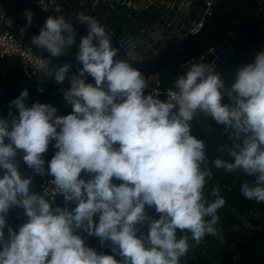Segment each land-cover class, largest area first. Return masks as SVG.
<instances>
[{
  "label": "clouds",
  "instance_id": "9594fccd",
  "mask_svg": "<svg viewBox=\"0 0 264 264\" xmlns=\"http://www.w3.org/2000/svg\"><path fill=\"white\" fill-rule=\"evenodd\" d=\"M23 15L21 34L34 13ZM72 16L87 27L78 44L73 18L65 15H49L32 37L48 54L45 76L61 84L69 79L62 92L71 113L57 115L38 101L29 106L25 89L0 117V264H180L190 244L178 231L197 243L215 234L226 203L218 185L208 193L213 201L205 195L213 172L204 139L192 134L198 113L223 125L232 141L224 146L231 160L217 157L212 166L253 177L240 192L264 203V45L252 62L236 67L234 81L222 79L212 63L185 61L176 91L161 100L140 70L116 58L119 49L97 20ZM74 45L77 74L68 76L70 63L48 67ZM50 144L56 151L46 164ZM18 157L30 171L21 170ZM34 176L52 177L47 183L63 204L54 207L45 187L33 191ZM16 207L27 217L18 231L7 221ZM80 230L112 254L88 246Z\"/></svg>",
  "mask_w": 264,
  "mask_h": 264
},
{
  "label": "water",
  "instance_id": "95a60500",
  "mask_svg": "<svg viewBox=\"0 0 264 264\" xmlns=\"http://www.w3.org/2000/svg\"><path fill=\"white\" fill-rule=\"evenodd\" d=\"M140 3L141 0H137ZM171 4L166 14L157 3L141 4L135 9L129 6L127 12L133 23H138L139 34L128 33L133 38V47L126 52L119 42L120 31L105 30L109 33L113 47L119 49L117 59L128 61L141 71L144 76L157 75L164 82L174 86L177 75L185 71L181 67L185 61L194 59L212 63L222 74L225 81H234L236 67L252 62L260 50L261 31L259 26V8L264 6L258 0H217L210 14L206 16L200 29L180 39L178 34L194 25L205 10L204 0L191 4L190 0H164ZM162 7L168 8L169 5ZM158 8V9H156ZM30 9L33 20L30 27L21 34L20 28L25 25L24 11ZM46 9V10H44ZM81 11L77 0H0V33L8 32L29 46L37 55L48 58V54L32 43V37L39 34L46 17L65 15L73 18L72 22L79 38L87 34L85 24L79 23L72 14ZM88 15L87 13H84ZM72 16V17H70ZM88 16L95 19V12ZM152 17L148 22L146 18ZM195 19V21L193 20ZM171 22V23H169ZM148 23H153L148 26ZM76 46L69 53L52 58L53 64L79 65L75 59ZM13 215V214H10Z\"/></svg>",
  "mask_w": 264,
  "mask_h": 264
},
{
  "label": "trees",
  "instance_id": "16d2710c",
  "mask_svg": "<svg viewBox=\"0 0 264 264\" xmlns=\"http://www.w3.org/2000/svg\"><path fill=\"white\" fill-rule=\"evenodd\" d=\"M150 19L152 17L146 18L145 21L148 22ZM118 28L117 26L116 30ZM88 82L94 83V80L89 77ZM69 87L70 84H66L63 91H67ZM39 88H43V92L38 91ZM25 89L29 93L26 101L29 106L34 102H40L38 100V96H40L43 103H50L58 109L57 115H67L72 111L71 106L67 104L64 98L63 92L57 94L51 84L43 86L37 81L26 79L22 74L18 60L14 58L0 59V117L8 116L9 103ZM12 110L16 112L14 107ZM206 119L203 116L194 118L192 134L197 136V138L204 139L208 166L212 168L213 172L212 179L205 186L206 198L210 202L215 199V197L208 196V193L213 186L218 185L220 187V195L226 201L224 206L218 210L219 220L213 226L215 233L220 234L219 232H221V236L225 233L226 239L224 242H220L217 234L206 235L202 239L203 244L193 247L194 264H264V203L247 200L240 192L241 185L244 182L252 185L254 178L245 174L243 170L226 172L222 168L216 169L212 166V161L217 157L231 160V157L228 156V148L224 146L227 145L230 148L232 141L228 139L223 125H218L215 121ZM55 151L56 149L50 144L48 152L43 157L46 164L51 160ZM22 164L25 165L24 163ZM35 178L37 182H41L52 177L35 176ZM84 178L87 179L88 177L84 176ZM114 182L119 183V181ZM62 204L63 197L59 196L56 205ZM68 207L71 208L72 205L69 204ZM146 211L153 218H158V214L154 209L146 208ZM250 212H258L262 216L249 220L256 227L255 229L246 228L240 219V217ZM26 220L27 217L24 215L14 220L7 218L8 224L16 231ZM235 227L237 230L234 229ZM142 231L147 232V227L145 226ZM5 233L7 235V229H5ZM177 234L178 236L181 235L179 231ZM107 248L111 251L108 245ZM230 250H234V252H230ZM234 257L236 258L235 260Z\"/></svg>",
  "mask_w": 264,
  "mask_h": 264
},
{
  "label": "built area",
  "instance_id": "2783aa9c",
  "mask_svg": "<svg viewBox=\"0 0 264 264\" xmlns=\"http://www.w3.org/2000/svg\"><path fill=\"white\" fill-rule=\"evenodd\" d=\"M79 6L82 7L81 11L77 12H83L87 13L88 15L91 12H95V20L97 18V10L100 4L102 3L101 0H89L88 3H84L83 0H77ZM197 0H190L191 4L194 3ZM217 0H204L205 2V10L203 11V15L200 17V19L195 22V24L187 26L183 32L179 33L178 36L180 39L184 38L188 34H192L194 31L198 30L201 28L203 21L206 19V16H208L214 7V4ZM147 2V4L150 6L153 3L151 0H141L140 5L142 3ZM163 5H170L168 2L162 1ZM260 3L264 2H259ZM135 9H138L137 7H134ZM259 26H260V31H261V45H264V6L259 8ZM120 44L122 45L123 49L128 52L132 47H133V38L130 37L129 35H125L119 39ZM5 58H14L18 60L21 66L22 74L23 76L31 81H37L43 86H47L48 84L52 85V88L55 90L57 94L62 93V89L65 87L66 84L69 83V79H66L62 84L57 83L53 77L51 76H45V72L47 69L45 68V59L37 55L29 46L22 44L20 39L16 38L14 34L4 32L0 33V59H5ZM48 67H56L58 68L55 64H50ZM77 74L75 70L70 68L68 76L71 77L72 75ZM146 80L149 83V88L148 90L151 91L152 89H159L160 92L162 93L160 95L161 100H166L169 99L170 96L168 95L169 91H176L174 87L172 86H167L161 83V81L157 80V76L152 79L146 77ZM159 79V78H158ZM206 117V120H212L211 117L205 116L203 113H198L196 117ZM213 121V120H212ZM18 160H20V168L22 171H30L28 170L25 165H23L22 159L18 157ZM33 188L32 190L38 193L43 192V188H47L49 190V197L51 199H54L55 202H57V198L59 195L55 192V190L52 188L50 184H48V180L52 179H45L42 180L41 182H37L35 176L33 177ZM254 183V180L252 181V184ZM56 206V203L54 207ZM13 214V215H10ZM23 216V209L16 207L14 208L9 214L8 217L9 220H14L16 218H21ZM236 228V227H235ZM234 228V229H235ZM80 234L82 238L85 240V243L89 246V241L92 244V248L96 249L98 253H105V254H112L111 251L108 250L107 244L104 246L101 245L100 240L95 237V236H89L86 232H83L80 230ZM181 235H188L189 236V244H190V249L189 252L186 256L181 258L180 264H194V256H193V247L198 246L203 244V240H201L199 243L193 241L191 239L190 233H181ZM118 257V256H117Z\"/></svg>",
  "mask_w": 264,
  "mask_h": 264
},
{
  "label": "crops",
  "instance_id": "0c3cea01",
  "mask_svg": "<svg viewBox=\"0 0 264 264\" xmlns=\"http://www.w3.org/2000/svg\"><path fill=\"white\" fill-rule=\"evenodd\" d=\"M84 3H88L89 0H83ZM163 0H151V2L154 3H159L157 6L162 7V2ZM101 4L98 7L99 11L97 12V18L96 20L104 27L107 28L108 30H115L116 27L118 26V30L121 32L120 36H125V34L122 33V31L127 27L124 24H128V21L130 19L129 13L127 12V8L129 6H134L137 8H141L140 3H137V0H101ZM100 18V20H99ZM104 21L108 22V24H104ZM121 23V24H120ZM124 23V24H123ZM120 24V25H119ZM110 26V27H109ZM111 26H114L113 28ZM128 34V33H127ZM55 65L59 67V64ZM78 65H72V69L76 71ZM157 80L161 81L164 85H169L168 83L164 82L159 76H157ZM154 79V78H152ZM156 79V78H155ZM174 87L173 85H169Z\"/></svg>",
  "mask_w": 264,
  "mask_h": 264
},
{
  "label": "rangeland",
  "instance_id": "374dc122",
  "mask_svg": "<svg viewBox=\"0 0 264 264\" xmlns=\"http://www.w3.org/2000/svg\"><path fill=\"white\" fill-rule=\"evenodd\" d=\"M259 2H264V0H258ZM158 8H160V9H158V8H156V9H158V10H160L161 12L158 14L159 16L160 15H163V14H166L167 13V11L169 10V8L171 7V4L169 5V7L168 8H166V7H159V6H157ZM99 11V9L97 10V12ZM99 20H100V18H99ZM134 22V18H130L129 19V21H128V24H124V26L126 25L127 27L122 31V33L123 34H127V33H134V34H136V35H138L139 34V32H140V30H139V28H138V23H133ZM108 24V22H106V21H104V24ZM121 24V23H120ZM119 24V25H120ZM153 23H148V26H151ZM110 27V26H109ZM112 28L114 27V26H111ZM157 75H149V76H146V77H148V78H155ZM173 88V87H172ZM38 100L40 101V103H43V100H42V97H40V96H38ZM257 217H262L261 216V214L259 215L258 214V212H250V213H248V214H246V215H244V216H242V217H240V219L243 221V225L246 227V228H249V229H255L256 227L249 221V220H253V218H257ZM235 230H237L236 228H235ZM220 234H218V233H215V234H217V236H218V238L220 239V242H224L225 241V236H224V234L225 233H223L222 234V236H221V232H219ZM89 243V246L90 247H92V244H91V242L89 241L88 242ZM230 252H234V250H230ZM117 259H119V257H117ZM236 258L234 257V260H235Z\"/></svg>",
  "mask_w": 264,
  "mask_h": 264
},
{
  "label": "bare ground",
  "instance_id": "6f19581e",
  "mask_svg": "<svg viewBox=\"0 0 264 264\" xmlns=\"http://www.w3.org/2000/svg\"><path fill=\"white\" fill-rule=\"evenodd\" d=\"M194 21H195V19H193ZM169 23H171V22H169Z\"/></svg>",
  "mask_w": 264,
  "mask_h": 264
}]
</instances>
